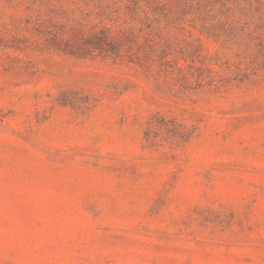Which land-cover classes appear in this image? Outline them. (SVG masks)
<instances>
[{
  "label": "rangeland",
  "instance_id": "374dc122",
  "mask_svg": "<svg viewBox=\"0 0 264 264\" xmlns=\"http://www.w3.org/2000/svg\"><path fill=\"white\" fill-rule=\"evenodd\" d=\"M0 264H264V0H0Z\"/></svg>",
  "mask_w": 264,
  "mask_h": 264
}]
</instances>
